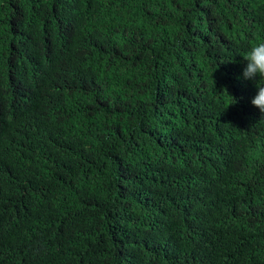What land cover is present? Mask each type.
I'll return each mask as SVG.
<instances>
[{"label": "trees", "instance_id": "1", "mask_svg": "<svg viewBox=\"0 0 264 264\" xmlns=\"http://www.w3.org/2000/svg\"><path fill=\"white\" fill-rule=\"evenodd\" d=\"M260 39L264 0H0V264H264Z\"/></svg>", "mask_w": 264, "mask_h": 264}, {"label": "clouds", "instance_id": "2", "mask_svg": "<svg viewBox=\"0 0 264 264\" xmlns=\"http://www.w3.org/2000/svg\"><path fill=\"white\" fill-rule=\"evenodd\" d=\"M243 60L246 64L242 70V77L244 80L253 81L256 86V94L251 99V104L264 115V84L256 83L264 81V39L253 42L245 52Z\"/></svg>", "mask_w": 264, "mask_h": 264}]
</instances>
